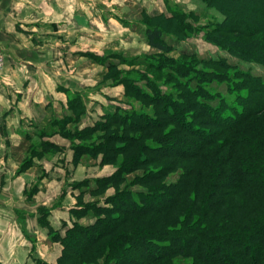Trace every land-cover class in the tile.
Instances as JSON below:
<instances>
[{"label": "rangeland", "instance_id": "obj_1", "mask_svg": "<svg viewBox=\"0 0 264 264\" xmlns=\"http://www.w3.org/2000/svg\"><path fill=\"white\" fill-rule=\"evenodd\" d=\"M208 1L214 7L205 3V0H51L45 1L44 6L35 0L28 2L39 4L44 12L35 19L27 20L43 24L44 28L47 25L53 28L52 31L45 29L53 34L43 35L36 48L38 56L44 60L40 67L53 81L52 87L66 97L62 98L60 103V122L53 123L54 120H49V123L55 125L53 135L56 133L59 135L53 140L60 145L51 142L47 137L44 141L37 139L34 143H24L12 152L11 155L16 156V159L10 162L2 160L4 148L0 146V264H59V259L64 253L63 245L54 239V233L44 225L42 217L38 220L37 234H34V227L29 225L31 231H28L29 228L26 230L23 224L25 232L20 235L19 230L9 222L8 210L6 212L5 208H1L4 207L2 201L15 203L19 196L9 191H15L17 184L15 178L8 173V168L14 165L16 174H20L35 168V164L41 161L42 167L54 168L61 180L66 179L64 175L66 171L70 172L72 175L67 179H72L73 182L65 184L59 191H55V186L61 184L56 182L51 184L45 181V184L39 185V182L27 186L23 192L27 200L24 204L31 206V197L39 189L40 195L36 205L45 201L61 204L63 198L70 195L68 190L74 191L73 194L76 196L74 195L72 202L76 214H73L72 221L82 226L92 224L94 221L92 217L97 215L89 210L91 206L112 208L113 204L109 203L118 191L130 190L138 193L158 184L160 181L153 179L152 174L164 176L161 181L168 184L176 183L184 174L192 175V180L196 177L199 169L198 159L179 162L176 157L156 158L149 155L151 160L148 164L130 173L121 172L122 180L119 183L108 180L122 171L126 161L137 154L136 151L141 144L160 142L163 137H172L170 140H173L176 137L173 130L177 127L174 122L162 124L163 127L156 131H146L140 139L135 140L129 139L137 136L136 132L122 131V126H114L107 131H96L87 137L84 135L78 138L77 135L84 134L85 130L99 123H107L108 114L118 112L128 116L136 112L148 115L157 122L163 121L158 106L155 107L128 92L125 84L127 80L134 81L152 96L154 93L146 86L149 84L163 95L176 99L177 94L185 93V89L178 83L186 82L188 79L179 74L180 67L177 64L188 67L190 73L186 74L191 77L199 76L200 73L209 76L208 81L194 78L189 83L194 88L199 85L197 89L202 91L208 90L212 95L210 98L212 106L219 105V95L227 101L233 100L228 88L231 78L236 77L237 70L249 72L264 82L263 66L243 61L225 48L226 41L249 42L254 38L260 39L264 46V31L260 32L259 29L252 31L254 27H251L253 24L256 25V20L262 22L264 18L261 20L258 15H251L249 11L242 9L244 3L257 0ZM11 3L16 7H22L25 1L13 0ZM221 5L229 8V11L223 10L228 14L227 18L217 10ZM66 8L72 12L69 16L67 12L57 16L50 14L56 12L55 9ZM173 15L179 17L189 28L179 32L176 18L174 21L168 19ZM223 20L225 21L222 22ZM220 22L222 25H217ZM159 24H164L161 27L162 38L170 47L169 52L158 51L147 42L145 35L147 27L154 28ZM56 41L59 43H55ZM0 49L4 58L2 73L6 67V55L1 44ZM220 60L226 62L230 68L209 63ZM148 62L154 63L155 65H152L154 68H150ZM156 65L160 68L155 69ZM69 120L71 122L66 124L65 121ZM111 131L126 139L122 142L107 140L106 143L108 134L113 135ZM226 137H222L217 143H223ZM105 144L106 146L102 147ZM107 146L112 149L106 150ZM76 147L85 149L86 152L82 150L83 153L77 154ZM214 153L224 154L226 151L225 148L219 149L217 144L204 150L208 158L213 157ZM49 155H52L54 160H50ZM43 159L48 161H42ZM30 172H34L39 181L47 179L46 175L41 176V167ZM141 178L147 183L140 185ZM4 180L12 181L11 185H8L9 189L5 188ZM235 197L243 199V191L236 192ZM247 203L250 202H245ZM228 206L229 204L225 209ZM84 208L88 214L83 215ZM234 208L238 212L235 206ZM38 212L41 215L46 213L44 209H39ZM175 215L173 210L163 213L149 212L141 216L119 214L120 217H125V222L116 229V233L140 226L156 229L165 225L176 226ZM72 225L73 222L65 232ZM64 227V225L61 227L62 233L57 232L61 237L65 234ZM97 262H100V259Z\"/></svg>", "mask_w": 264, "mask_h": 264}, {"label": "trees", "instance_id": "obj_2", "mask_svg": "<svg viewBox=\"0 0 264 264\" xmlns=\"http://www.w3.org/2000/svg\"><path fill=\"white\" fill-rule=\"evenodd\" d=\"M209 2L205 0L214 7ZM242 9L258 15L261 20L264 18V0L244 3ZM217 10L224 18L228 17L223 10L229 11V8L221 5ZM175 18L173 15L168 19L174 21ZM176 20L179 32L189 28L179 17ZM222 22L217 25L221 26ZM263 23V20H256V25H251L252 31H264ZM163 25L147 27L145 35L149 46L169 52L170 47L162 38ZM225 44V48L241 60L264 67V46L260 39L231 40ZM209 63L230 68L222 60ZM147 64L154 68V63ZM177 66L179 74L188 79L178 83L185 93L177 94L176 99L163 95L149 84L146 86L154 93L152 96L134 81L127 80L125 84L128 92L158 106L163 121L157 122L136 112L131 116L118 112L108 114L107 123H99L77 137L122 126V131L136 132L137 136L129 139L135 140L146 131H156L165 123L174 122L177 127L173 130L176 135L173 140L163 137L160 142L141 144L122 171L108 180L119 183L121 172L130 173L148 164L149 155L176 157L179 162L198 159L196 177L192 180V175L184 174L176 183L168 184L161 181L164 176L152 174L153 179L160 182L148 190L118 191L109 203L113 204L112 208L91 206L89 210L97 214L92 217V224L82 226L74 222L64 236L54 233V239L64 248L59 264H264V82L249 72L237 70L228 88L233 100L227 101L219 95V105L212 106L208 90L202 91L197 89L199 85L194 88L189 83L191 79L203 81L209 76L200 73L191 77L186 74L190 73L188 67ZM112 134H108L106 143L107 140L122 142L126 139ZM225 136L223 143L218 144ZM214 144L219 149L225 148L226 153H214L208 158L204 150ZM76 148L77 154L83 153L82 150L86 152ZM146 183L139 179L140 185ZM239 190L243 191V199H235ZM248 201L250 203L245 204ZM170 210L176 213V226L165 225L159 229L140 226L116 233L125 222V217L119 214L141 216Z\"/></svg>", "mask_w": 264, "mask_h": 264}, {"label": "crops", "instance_id": "obj_3", "mask_svg": "<svg viewBox=\"0 0 264 264\" xmlns=\"http://www.w3.org/2000/svg\"><path fill=\"white\" fill-rule=\"evenodd\" d=\"M6 1L0 0V44L6 55V67L0 76V97H3L8 103H0V146L4 148L2 160L10 162L16 159V156L13 157L11 155L12 152L20 148L24 143H34L37 139L44 141L47 137L51 142L60 145L53 140L59 135L57 133L53 135L55 132L53 127L55 125L49 123V120H54L53 123H56L55 121L60 122V103L61 99L66 96L52 87L51 83L53 81L46 76L45 71L40 67L43 65L44 60L40 59L36 48L43 35L48 36L53 34L52 32H47L48 29L52 31L53 28L50 25L44 28L43 24L27 20L28 18L35 19L40 14H43L42 7L39 4L28 3L31 0H21L25 1L23 3L24 7H16L11 3L13 0H10L8 3ZM35 1L41 3V6H44L45 1L51 2V0ZM55 11L50 14L54 16L63 12H67V16L72 14L67 8L63 10L55 9ZM73 13H75L74 10ZM46 87H49L51 90ZM17 88L20 91H17ZM65 122L67 124L71 121ZM33 154L36 155V153ZM51 156H48L49 159L54 160ZM42 161H48V159H43ZM40 162L38 161L34 166L35 168L31 170H37V168L40 169L41 167V176L46 175L45 177H47L43 181L44 183L41 180L39 181L35 173L30 172L31 170L16 174V165L8 168L9 176H13L17 183L15 191H9H13L19 196L16 200L14 199L15 203L7 202V200L2 201L1 204L4 207L1 208H5L6 212L8 210L9 222L19 230L20 235L25 232V230L23 232V224L26 226V230L29 228L28 231H31V226L34 227V234H37L36 229L40 217H42L44 225L49 227L48 229L51 233H62L61 230L63 228L61 227L63 225L65 226V232L66 228L72 222L74 223L72 221L73 214H76L74 211L76 209L73 208L74 204L72 202L74 195L76 196V194H73L74 191L68 190L70 195H66L61 204H52L45 201L43 204L36 205L40 195L39 189L31 197L32 205L28 206L24 204L27 200L23 192L27 186L39 182V185L45 184V181L51 184L56 182L61 184L55 186V191H59L65 184L73 182L72 179H67V177L72 175L70 172L66 171L64 174L66 179L61 180L59 179V173L56 174L54 168L47 169L45 166L42 167ZM3 183H5V188L9 189L8 187L12 181L4 180ZM39 209H44L46 211L45 215L39 214L41 212H38ZM82 210L86 212L85 208ZM79 215L80 217L82 216L80 213ZM83 215L85 214L83 213ZM48 229H45L46 233H48ZM36 239H38L37 236Z\"/></svg>", "mask_w": 264, "mask_h": 264}, {"label": "built area", "instance_id": "obj_4", "mask_svg": "<svg viewBox=\"0 0 264 264\" xmlns=\"http://www.w3.org/2000/svg\"><path fill=\"white\" fill-rule=\"evenodd\" d=\"M3 68H4V58H3V53L0 49V73L3 70Z\"/></svg>", "mask_w": 264, "mask_h": 264}, {"label": "clouds", "instance_id": "obj_5", "mask_svg": "<svg viewBox=\"0 0 264 264\" xmlns=\"http://www.w3.org/2000/svg\"><path fill=\"white\" fill-rule=\"evenodd\" d=\"M113 11H115V9H113ZM108 39H111V37H108ZM55 43H59V41H56ZM122 43H123V41H122ZM5 79H7V78H5ZM93 83H94V82H93ZM17 91H20V89L17 88ZM90 95H92V94H90ZM0 103L7 104L8 102H7L6 100H4L3 97H0Z\"/></svg>", "mask_w": 264, "mask_h": 264}]
</instances>
